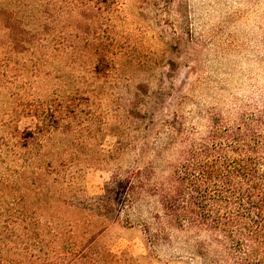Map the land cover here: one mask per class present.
Returning <instances> with one entry per match:
<instances>
[{"label":"rangeland","instance_id":"374dc122","mask_svg":"<svg viewBox=\"0 0 264 264\" xmlns=\"http://www.w3.org/2000/svg\"><path fill=\"white\" fill-rule=\"evenodd\" d=\"M98 1L0 0V264L90 243L183 264L120 178L171 174L170 121L264 113V0Z\"/></svg>","mask_w":264,"mask_h":264},{"label":"trees","instance_id":"16d2710c","mask_svg":"<svg viewBox=\"0 0 264 264\" xmlns=\"http://www.w3.org/2000/svg\"><path fill=\"white\" fill-rule=\"evenodd\" d=\"M168 127L166 147L183 145L171 174L156 179L146 167L120 178L129 206L143 197L156 202L145 224L150 246L188 245L183 264H264V113L215 115L204 131L179 121ZM61 263L152 264L147 255L92 243L63 251Z\"/></svg>","mask_w":264,"mask_h":264}]
</instances>
